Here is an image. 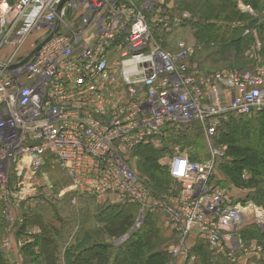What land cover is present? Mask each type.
Returning <instances> with one entry per match:
<instances>
[{"label": "built area", "instance_id": "built-area-1", "mask_svg": "<svg viewBox=\"0 0 264 264\" xmlns=\"http://www.w3.org/2000/svg\"><path fill=\"white\" fill-rule=\"evenodd\" d=\"M235 1L255 14L250 3ZM166 6V0H0V196L9 233L23 221L13 206L60 204L68 196L76 204L84 195L137 203L143 214L164 211L166 226L178 232L166 264L193 262L196 237L229 264L264 251L240 233L252 224L264 232V207L228 202L213 182L227 144L210 142L206 160L169 144L171 133L194 124L209 142L231 116L264 110L261 43L249 50L253 70L203 73L186 62L192 54L186 42L172 52L155 34L151 22L169 33L191 17ZM143 147L169 148L158 163L172 181L159 196L136 168ZM58 178L68 183L60 186ZM141 224L139 218L132 229ZM35 233H24L19 248ZM12 242L6 234L2 247L10 251Z\"/></svg>", "mask_w": 264, "mask_h": 264}, {"label": "trees", "instance_id": "trees-1", "mask_svg": "<svg viewBox=\"0 0 264 264\" xmlns=\"http://www.w3.org/2000/svg\"><path fill=\"white\" fill-rule=\"evenodd\" d=\"M166 1L169 2L170 0ZM181 1L182 4L180 5L198 3L195 5L197 9L189 8L193 18L190 17L179 27L191 26L197 42L196 46L199 47L201 44L199 49L201 51L199 52L201 53L200 58L214 64L236 66L245 60V53L251 48L250 44H256V42L261 43V52L264 57V0H245L256 9L257 15L253 17L244 14L247 15V17H244L239 13L241 18L238 15L236 16L238 11H236L237 3L235 0H218L229 6L228 10L221 9V11L226 12L225 16L223 12H221L223 16L215 15L217 14V6H219L217 0ZM166 8L170 14H176V11L173 12L174 7L171 5L166 6ZM208 13H214V15H210L213 18H206V16H209ZM151 24L156 35L163 34L160 26L152 22ZM253 29L258 31L259 36L257 39L253 37ZM246 30H249V32L246 33ZM169 51L174 52L176 50ZM254 66L249 70H253ZM243 70L247 69H240V71ZM238 117L240 118L237 119L233 115L230 119L224 121L215 135L218 138V143L227 144V156L230 157L229 160H224L219 166L231 182L239 185L245 184L249 188L250 200H254L258 205H264V110L249 118L246 116ZM239 119H247L244 121L246 126L242 131L244 134L242 141L238 136L235 137L231 134L232 124L230 123ZM224 125L229 127L228 132L220 131L218 134L219 129ZM192 126L194 127H192L191 132L187 131L190 126L179 134L171 133L169 144L180 145L182 149L192 146L195 140L203 135V131L198 124ZM252 127L254 131H251ZM166 149L169 148L166 147ZM166 149L156 150L152 147H143L137 151L143 156L146 155L143 161L148 166L146 172L151 175L153 180L152 185H149L154 196H159L167 191L165 183H162V179L160 180V177L154 173L160 170L159 174L161 175L162 170L165 169L159 165L158 159ZM144 151L147 153H143ZM189 155L191 159L198 160L195 154L189 153ZM165 170L167 171V169ZM245 172L249 175L247 179L243 178ZM167 176V181L169 180L171 183L172 180L168 171ZM84 200H87L85 203H88V201L96 203L95 197L81 195L79 196V202L73 205H78ZM65 201L72 205L71 196L60 203L64 204ZM98 203L94 205L93 212H90L92 209L90 206L82 208L81 216L86 218L87 215H82L83 212L86 214L92 213L88 215L92 217L95 224L87 227L83 224L87 220L84 221L81 217L80 224L77 225L78 231L70 238L71 241H69L70 239L62 241L67 237L63 223L61 224L62 227L60 224L56 226L52 220L45 219L43 217L44 213L37 210L40 205L32 208L34 211L24 212L22 215L23 221L17 223L14 234L16 233L20 237L28 230H32L35 225H38L40 229L39 232L34 234L32 242L21 247L24 264H60L58 262V252L61 244L64 251V264H166L171 260L172 256L168 251V247L173 243L178 232L164 225L161 219L166 220L168 218L164 211L147 210L144 212L142 224L138 228L131 229L140 214L139 204ZM48 205H51L50 207L54 209L55 214L58 212L55 209L57 204L48 203ZM255 225L252 224L241 230L240 233L244 241L264 239V232H261L259 227ZM7 226L8 223L6 224L5 219L0 217V264H11L7 255L8 250L2 247V240ZM127 233H129V237L124 241H119ZM190 253L194 254L196 259L185 264H229L226 257L221 254H214L202 239L194 242Z\"/></svg>", "mask_w": 264, "mask_h": 264}, {"label": "rangeland", "instance_id": "rangeland-1", "mask_svg": "<svg viewBox=\"0 0 264 264\" xmlns=\"http://www.w3.org/2000/svg\"><path fill=\"white\" fill-rule=\"evenodd\" d=\"M217 2H218V5L220 7L217 6L218 7L216 10L217 14H215V15L223 16L224 14H226V12L221 11V9L222 10H228L229 6H227L226 4H224L223 2H220L218 0H217ZM197 4L198 3H193V4L190 3V4L179 5V6L173 5V7H174L173 12L176 11L175 13L177 15H180L184 12H187L193 18L192 13H191L189 8L191 7V8L197 9V7L195 6ZM237 9H236V11H238V13L236 12V16L238 15V17H240V18H241V15H244V14H247V15H250L253 17H255L257 15L256 9H254L255 14L254 13H251V14L245 13V12L241 11L238 7H237ZM221 12H223V15L221 14ZM239 13L241 15H239ZM210 15H214V13L209 14V16H206V18H213V17H210ZM247 15L246 16L244 15V17H247ZM252 33H253V37L257 39L259 36L258 31L256 29H253ZM158 34H161V33H158ZM160 38L163 40L165 47L168 50H176L177 44L179 42H181V41L186 42L192 48V54H191L190 58L188 60H186V62L189 64V66H191V68H198L203 73H210V72H215L218 70H240L241 68L242 69H251V67L254 66L255 61H254V59H251V56L249 54V50L245 53L246 54L245 60L243 61V59H242L243 62L241 64L236 65V66L214 64L210 61L203 60L202 58L199 57L201 55V53H199V52H201V51H199V49L201 48V46H200L201 44L199 45V47L196 46L197 42H196L195 36L193 35V30H192L190 25L179 27L176 30H174L173 32L168 33V34L163 33L160 35ZM263 39H264V36H263ZM253 45H254L253 43L250 44V47H252ZM261 51H262V49H260L259 55L262 57V59H264ZM196 52H198L199 54ZM235 117L237 119L240 118L238 116H235ZM247 118H249V117L247 116ZM246 120L247 119H239V120H236V121L230 123V124H232L231 134H233L235 137L238 136V138L241 141L243 140V137H244V134L242 133V131L246 126V122H244ZM192 127H194V126H191L187 131L191 132ZM228 130H229V127L227 125H224L223 127H221L219 129L218 134L220 133V131H222V132L227 131L228 132ZM251 131H254L253 127L251 128ZM217 139L218 138L215 136L213 139H211L208 142V140H207V138L203 132V135L201 136V138L196 139L195 143L192 146H189L188 148H184V149H187V152L190 154H195L198 157V160H206V159H209L211 157L209 143L211 142V144L213 146L217 147L220 144V143H218ZM143 153L146 154L147 152L144 151ZM136 156H137L136 157V162H137L136 168L141 172L142 176L144 178H146L148 184L152 185V181H153L152 177L148 172H146L148 166H147L146 162L143 161V159L145 158L146 155L143 156L142 154H137ZM229 159H230V157H228V156L224 157V158H222V157L218 158L216 160V170L213 174V178H214L213 182L216 183L217 186H219L225 192L226 200L228 202L233 203V204L236 202H239L242 205H244V203H246V202H252V203H254L255 206L264 207L263 204L258 205L254 200L252 201L249 199L250 198V190H249V188H247L245 186V184L239 185V184H235V183L231 182L226 177L223 170L220 169L219 164L224 162V160H229ZM246 172L243 175H246L247 174ZM154 173L156 174V176L160 177L159 178L160 180L162 179L161 182L165 183V188H166V190H168V187L170 186V182H169V180L167 181V177H168L167 171L165 169H163L161 175L159 174L160 170H158V172H154ZM55 177H56V175H55ZM248 177H249V175L247 174V177L245 179H247ZM63 179H64V182H63L62 178H60V179L58 178L57 179L58 182H56V183L67 184L68 183L67 178H63ZM86 201L87 200H84V202L81 201L78 205H73V204L71 205L70 203H68L66 201L64 204H61V203L60 204L57 203V205L54 204L57 207V208L55 207V209L58 210V212L56 214H55V212H53L54 209H52L50 207L51 205H48V204H40L39 209H37V210H40L42 213H44V216H43V214H42V216L45 219H47L48 221L52 220L56 226L58 224L61 225L63 223V225L65 227V234L67 237H65V239H63V240L61 238V240L67 241L78 231L77 225L80 224L79 220L81 219V217H82V220H84V221L87 220L86 222H83V224L86 225L87 227H90L91 225L95 224V221L92 219V217L88 215V214L91 215L92 213L86 214L83 212L82 215H87L85 218V217L81 216V213H82L81 211H82V208H84V206H90V207H92L90 212H93V210L95 209V208H93L94 205L96 203L99 204L98 203L99 201L96 200V203H94V201L93 202L88 201V203H85ZM139 218L143 221L144 214L141 213V211H140V214L137 216L136 220ZM164 218H165V215H164ZM249 218H251V217H249ZM58 220H60V221H58ZM161 220L163 221L164 225H166V220L167 221L169 220V216L166 220L165 219L164 220L161 219ZM250 221H251V219H250ZM5 222L7 224L6 219H5ZM255 226H257V224ZM61 227H62V225H61ZM132 228H133V226H132ZM257 229H258V227H257ZM259 230H260V228H259ZM176 234L178 236V233H176ZM177 236L175 235V239H174L173 243H175L177 241ZM128 237H126V238H128ZM124 240H121V241H124ZM197 240H201V238L196 237V241ZM253 240L258 242L263 248V246H264V239L263 238H260L258 240H255V239H253ZM69 241H71V239ZM249 258L250 259H249L248 263H246V264H264V251L262 250V252L259 254L249 255Z\"/></svg>", "mask_w": 264, "mask_h": 264}, {"label": "crops", "instance_id": "crops-1", "mask_svg": "<svg viewBox=\"0 0 264 264\" xmlns=\"http://www.w3.org/2000/svg\"><path fill=\"white\" fill-rule=\"evenodd\" d=\"M182 1L181 0H170L169 2H168V4H169V6L171 5L172 7H173V5L174 6H176V5H180V4H182L181 3ZM56 182H58V181H55V183ZM63 185H66V184H60V186H63ZM4 200L1 198V196H0V217H2V218H4V219H6L5 218V216L4 215H2V209H3V207H4ZM31 210H33L32 208H25V207H21V208H18V207H12V209H11V212L13 213V215H14V217L16 218V219H18V218H22V215H23V213L24 212H26V211H31ZM34 211V210H33ZM19 222H22L21 220H18L17 221V223H19ZM17 223L16 224H14L13 226V232H10L9 233V229H8V227H7V230H6V233L4 234V236H6V234H10L11 235V237H12V247H13V249L12 250H10V251H8L7 252V255H8V259L10 260V262H11V264H15L16 262L17 263H22V264H24V256L21 254V249L19 248V246L17 245V241H18V239L21 237H19L18 235H16V233L14 234V230H15V228H16V226H17ZM31 231H33V232H39L40 231V229H39V226L38 225H35L33 228H32V230ZM3 236V237H4ZM19 242V241H18ZM61 248H60V251L58 252V257H59V260H58V262L60 263V264H64V262H63V246H62V244H61V246H60ZM46 256H47V253H46ZM57 256V255H56ZM249 256H247V257H245V258H242L241 260H240V264H246V263H248V261H249ZM41 264H43V263H41ZM47 264V263H46Z\"/></svg>", "mask_w": 264, "mask_h": 264}]
</instances>
